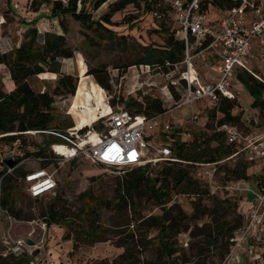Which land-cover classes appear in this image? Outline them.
Instances as JSON below:
<instances>
[{
  "label": "trees",
  "instance_id": "trees-1",
  "mask_svg": "<svg viewBox=\"0 0 264 264\" xmlns=\"http://www.w3.org/2000/svg\"><path fill=\"white\" fill-rule=\"evenodd\" d=\"M107 1L91 0V7L96 10ZM139 1L112 0L108 3L107 10L98 17H94L92 10L85 8V0H53L51 11L54 16L69 15L81 24L100 31L99 37L105 40L108 48L125 50L129 43L116 38V31L109 26L117 23L112 21L111 17L127 5ZM142 1L151 13L158 10L157 0ZM213 1L220 4L219 0ZM45 2L48 0H31L30 7L37 11ZM161 10L164 8L161 7ZM3 16L5 20L2 18L0 27L5 26L6 20L16 18L14 14L5 13ZM58 19L62 33L44 31L41 34L30 21L31 26L23 32L20 44L14 45L10 53H0V64L6 66L9 74L5 81L0 75V133H7L0 137V145L12 144L18 139L23 156L41 157V167L55 162L51 152L47 147L37 143L26 145L23 137L32 130L58 129L53 114L54 95L74 96L77 86V92H85L87 100H91L97 84L105 90L111 89L110 78L104 66H88L87 74L93 76L97 83L93 82L90 86H87L86 77L79 76V73L76 85L77 79L74 75L61 72V59L73 57L74 52L67 44L65 34L68 28L64 18ZM155 30L162 37L163 43L139 44L135 57L122 65L123 67L149 65L168 75L181 64L184 46L182 39L175 35L176 29H171L165 22H160ZM39 39L42 40L40 45ZM118 66L121 65L116 67ZM33 74L56 78L52 93L35 91L27 81L28 76ZM235 76L253 97L251 107L257 108L264 115V82L245 70H237ZM167 87L174 100H177L180 93L170 80ZM140 93L141 90L138 89L132 95L120 97L121 105L118 106L132 114H143L148 118L167 110L159 97L151 95L138 97ZM108 103L110 104L109 101ZM110 106L115 108L117 105ZM240 112L238 99L219 97L208 110V117L214 128L212 133L207 135V139L181 141L175 136L177 130H172L168 134L161 132L165 135L158 141L170 146L173 155L180 161L164 162L165 164L157 168L151 167V163L131 167L124 175L116 177L110 199L103 196L99 187L95 190L89 187L78 193L76 197L78 205L74 210L67 208L65 202L54 194L48 203L41 204L39 216L44 219L47 226L57 224L66 228L64 234L72 238L76 248L81 243L106 241V235L113 233L118 237L115 244L122 250L109 261L110 263L104 264H220L231 249V239L235 232L245 222V213L239 209L240 195L233 193L234 189L227 185L249 179H253L256 185L264 182L263 166L256 171H250L251 163L241 155H238L234 162H231L232 158L225 159L236 152L238 146L227 142L224 131L217 127L228 123L244 128ZM92 126L100 129L101 119L95 120ZM86 129L87 127H83L81 131ZM212 142L214 145H211ZM59 148L63 151L67 149ZM78 160L70 159L73 162ZM201 162H216L215 176L220 174L223 182L218 186L220 193L211 189L213 187L211 184L216 178H213L211 183L199 178L202 167L196 163ZM93 165L104 166L95 163ZM192 166L198 168L196 175L188 168ZM5 171L6 167L3 173ZM26 172L23 165L18 164L13 166L11 172L4 174L2 207L17 220L31 221L37 216L33 213L22 214L21 210L15 209L17 202L15 193L19 190V182H23ZM177 193L193 195L191 214H187L175 201L174 195ZM205 197L210 200L209 206L203 203ZM145 202H151L153 207L159 209L158 212L152 213V210H148V213H143L146 206L142 203ZM103 211L110 212L107 221L109 223L102 220ZM120 217L123 218L121 222L118 221ZM181 232H188L190 237L186 246L179 243L177 236ZM208 251L211 253L207 255ZM145 252H149L150 256H143ZM29 260L27 254L21 258L26 264Z\"/></svg>",
  "mask_w": 264,
  "mask_h": 264
},
{
  "label": "rangeland",
  "instance_id": "rangeland-1",
  "mask_svg": "<svg viewBox=\"0 0 264 264\" xmlns=\"http://www.w3.org/2000/svg\"><path fill=\"white\" fill-rule=\"evenodd\" d=\"M52 1L48 0V2L40 6L39 10L33 11L30 7L31 0H0V21L4 18L3 15L5 13L16 15V18L6 20L5 26L0 27V35L6 36L13 46L18 45L22 40L25 29L31 26L30 21H32V25L41 34L45 29H47L46 31L62 33L58 18L63 17L68 28V32L65 34L67 44L73 49L74 54L71 58L61 59V72L74 75L77 79L76 85H78L79 73V76L86 77L87 86H90L91 83H96V81L93 76L87 74L86 70L88 66H104L111 82L110 90H105L96 83L97 87L93 92L91 100H87L85 92L78 93L77 86L74 96L73 94L54 95L53 114L55 122L58 123V129L81 128L83 125H87V123L97 119L100 115L108 114L110 107L106 103L107 99L113 106L121 105L119 98H125L127 95L134 94L131 90L133 87L140 85H142L139 89L141 93L138 94V97L143 95L159 97L166 108L172 104L174 98H168L169 96H166L165 93L167 91H160V87L168 85L169 80H177L179 76L178 72L181 71V65L175 71L169 72L168 75L155 67L148 68L141 65L142 67L136 66V68L130 69L131 66H122L125 63H129L135 57L139 50V44L145 45L151 43L160 45L163 43L162 37L155 30L160 22H165L171 29L177 28V23L169 15L165 13L160 19H156L153 17L151 11L145 8V3L142 0L139 3L127 5L123 10L117 11L112 15L111 20L117 24L109 27L116 31L117 39H124L129 45L125 50L110 49L106 46L105 40L99 37L100 31L81 24L69 15H52ZM110 1L112 0H108L98 9L94 10L91 7V0H85V8L90 11L92 10L94 17H98L107 10ZM14 3H18L17 8L14 6ZM41 42L42 40L39 39L38 44L40 45ZM255 62H257V59H255ZM258 64H254L253 67L258 74L264 77V61ZM117 65L121 66L116 67ZM200 70L201 67H195V72L199 73ZM6 72H8L6 66L0 64V75L3 81L8 78L6 77ZM27 81L35 91L39 92L52 93L56 84V78L43 74L30 75ZM179 82L173 84V86L178 87L182 91V81L179 79ZM232 83V88L237 94L241 107L240 115L246 128L252 130L264 127V115L257 108L251 107L253 100L251 94L242 83L234 78L232 79ZM72 96L73 100L71 101ZM212 105L213 103L208 100H199L185 104L179 108H172L161 117L162 123H169L171 128L163 130L159 126L152 130L148 129L147 131H151L152 133L151 140L156 143H162L158 141L165 135L161 132L168 134L172 130H177L175 136L181 141H191L193 139L201 141L207 139V135H210L214 128L208 117V110ZM194 115L197 117L194 118ZM23 138L26 141V145L30 146V143L35 144L40 142L44 136L27 133L24 134ZM211 145H214V142ZM231 162H234V160H231ZM162 164H165L164 161L156 162L155 164L151 163V167L157 168ZM22 165L25 171H27L41 166V161L30 157L28 160L22 162ZM46 168L54 174L57 182L53 191L38 199H33L27 194L25 183L21 181L19 182L20 188L15 193L17 201L15 209L17 211L21 210L22 214L33 213L37 218L31 221L17 220L6 211L0 216V225L3 231L6 232L10 224L8 234L5 233V239L8 241V244L4 246L0 243V264H26L21 261L22 256L25 254L30 259L27 264H30V262H32L31 264L110 263L109 261L122 250L121 247L115 244L118 237L113 233L106 235V241L89 244L81 243L76 248L72 238L65 236L66 228L57 224L47 226L44 219L39 216V210L41 204L48 203L54 194L58 195L65 202L67 208L74 210L78 205L76 199L78 193L89 187L93 190L99 187L98 189L100 192H103V196L105 195L110 199L113 195L116 177L124 175V172L130 168L97 166L83 159L75 162L59 160L47 165ZM188 168L193 175H196L198 171L197 167L192 166ZM259 168L258 165L251 163L250 171H256ZM214 179L215 182L211 184L213 186L211 189H215L220 193L218 186L223 184L220 174L215 176ZM242 182L243 184L241 185ZM242 182L233 184L235 187H240V189L233 188V193L240 195L239 209L246 214L252 205V193L250 189L255 182L253 179ZM215 186L216 188H214ZM174 199L187 214L192 213V201L194 199L192 194L177 193L174 195ZM203 203L207 206L210 205L208 197L203 199ZM142 204L146 206L143 213H148V210H152V213H157L159 210L153 207L151 202ZM110 215V212L103 211L102 220L107 222ZM121 217L118 218L119 222L123 220ZM177 237L179 243L183 246H186L190 239L188 232H181ZM26 238L31 239L33 245H28L24 242V252L18 256L14 255L11 247L16 245L15 241L18 239H23L24 241ZM252 244H250V248L246 246L245 252L241 253L240 250H236L232 259L228 258L226 260L225 257L220 264H264V243ZM248 249H251V251H248ZM254 252L260 253V255H254ZM2 253H6V256H2ZM206 253L208 255L211 251ZM144 255L150 256L149 252H145Z\"/></svg>",
  "mask_w": 264,
  "mask_h": 264
},
{
  "label": "built area",
  "instance_id": "built-area-1",
  "mask_svg": "<svg viewBox=\"0 0 264 264\" xmlns=\"http://www.w3.org/2000/svg\"><path fill=\"white\" fill-rule=\"evenodd\" d=\"M219 2L220 4L213 0H157L158 10L152 13L153 16L159 19L165 13L169 15L177 23L175 35L182 39L184 46L181 62L183 70L180 71L182 92L165 112L148 118L143 114H132L118 105L113 108L107 99L110 112L95 119H101L100 129L92 126L94 120L83 126L87 127L84 131H81L83 127H74L64 130H32L28 133L44 136L37 144L47 147L54 161L78 158L91 164L116 168H131L160 161H180L173 155L170 146L152 141V133L147 131L159 126L163 130L171 128L169 123L161 121L164 113L199 100L214 103L221 96L231 100L237 99V94L232 88V79L237 80L235 76L237 70L248 71L264 82V77L253 67L254 64L264 61V0ZM14 6L17 8L18 3H14ZM161 7L164 10H161ZM13 49L14 46L9 39L0 35V53L7 54ZM197 62L214 73L208 81H198L199 76L195 72ZM170 82L177 84L179 80ZM196 117L194 115V118ZM217 129L224 131L227 142L238 146V150L225 159L235 160L241 155L248 162L264 167V127L259 130H248L246 126L242 128L225 123ZM5 134L7 133H0V137ZM18 143L17 139L12 144L0 145V216L5 212L2 207L4 174L11 172L13 166L22 164L30 158L23 156ZM62 146L75 148L72 151H63L59 148ZM7 158L17 160L12 166H7L4 162ZM33 159L42 160L41 157ZM196 164L202 167L199 178L211 183L215 176L216 162ZM23 182L26 192L31 197H41L52 191L57 184L54 174L41 166L27 170ZM240 182L242 181L236 183ZM227 187L240 189L233 185ZM250 192L252 205L245 214L243 226L231 239L232 246L226 260L232 259L236 250L242 253L245 252L246 246L250 248L252 243H264V182L259 185L254 183ZM9 228L5 232L0 225V243L4 246L8 244L5 233L8 234ZM15 243L11 251L18 256L24 252V241L18 239ZM254 255L258 256L260 253L254 252ZM2 256H6V253H2Z\"/></svg>",
  "mask_w": 264,
  "mask_h": 264
},
{
  "label": "crops",
  "instance_id": "crops-1",
  "mask_svg": "<svg viewBox=\"0 0 264 264\" xmlns=\"http://www.w3.org/2000/svg\"><path fill=\"white\" fill-rule=\"evenodd\" d=\"M47 29H45V31H46ZM181 65V70H183V66H182V64H180ZM195 66L197 67H201V70H200V72L198 73V81L199 82H204V81H208L209 80V78H210V76L211 75H213L214 73L213 72H211L208 68H205V67H202L201 65H200V63L199 62H197L196 64H195ZM139 67H142L141 65L139 66ZM150 67V66H149ZM148 67V68H149ZM131 68H136V66H131L130 67V69ZM156 68V67H155ZM177 69V68H176ZM175 69V70H176ZM174 70V71H175ZM178 74H179V76L177 77V80H175L176 82L180 79L181 80V78H180V71L178 72ZM6 77H9V74H8V72H6ZM8 79V78H7ZM140 86H142V85H140ZM140 86H137V87H133V85H132V87H133V89L131 90V92H135V91H137L138 89H140ZM176 88V90L179 92V93H181L182 91H180V89L178 88V87H175ZM160 91H167V92H165L166 93V96H169L168 98H172V95L170 94V92H168L169 90H168V87H167V85H163L162 87H160ZM168 94V95H167ZM71 114V113H70ZM71 116H72V114H71ZM72 119H73V117H72ZM74 121V120H73ZM262 127H259L258 129H255V130H259V129H261ZM249 251H251V249H249Z\"/></svg>",
  "mask_w": 264,
  "mask_h": 264
},
{
  "label": "water",
  "instance_id": "water-1",
  "mask_svg": "<svg viewBox=\"0 0 264 264\" xmlns=\"http://www.w3.org/2000/svg\"><path fill=\"white\" fill-rule=\"evenodd\" d=\"M16 160L17 159H5V164L7 165V166H12L13 164H15V162H16ZM24 242H25V244H28V245H33V241L31 240V239H29V238H26L25 240H24Z\"/></svg>",
  "mask_w": 264,
  "mask_h": 264
},
{
  "label": "bare ground",
  "instance_id": "bare-ground-1",
  "mask_svg": "<svg viewBox=\"0 0 264 264\" xmlns=\"http://www.w3.org/2000/svg\"><path fill=\"white\" fill-rule=\"evenodd\" d=\"M88 124V123H87ZM84 126V125H83ZM93 138V136L90 138V139H92ZM62 147H66L67 149H66V151L68 150V151H72L75 147L74 146H62Z\"/></svg>",
  "mask_w": 264,
  "mask_h": 264
}]
</instances>
